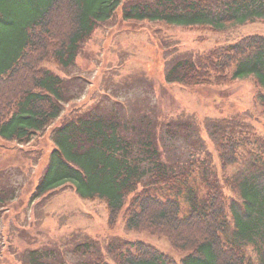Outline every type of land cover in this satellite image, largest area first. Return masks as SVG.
Here are the masks:
<instances>
[{"label": "trees", "instance_id": "obj_1", "mask_svg": "<svg viewBox=\"0 0 264 264\" xmlns=\"http://www.w3.org/2000/svg\"><path fill=\"white\" fill-rule=\"evenodd\" d=\"M118 8L125 22L197 30L264 21V0H0L2 140L28 143L61 115L62 104L72 95L50 65H73L82 44ZM246 76L260 89L255 101L264 117V35H247L196 58L174 60L164 81L195 88ZM236 134H223L215 144L222 172L237 162L239 147L250 141L264 144L250 131ZM52 141L36 197L69 184L80 198L104 202L109 229L121 219L129 230L163 237L173 250L186 254L182 263L255 264L245 251L251 242L258 264H264V186L222 180L238 191L246 214L234 212L231 236L226 237L230 204L219 178L208 172L196 185L191 163L169 169L161 161L150 123L137 125L120 112H83L64 119L53 130ZM10 199L0 189V211ZM123 245L108 248L115 264H177L141 241ZM72 251L83 258L67 264H110L89 240ZM26 255L27 264H66L39 250Z\"/></svg>", "mask_w": 264, "mask_h": 264}, {"label": "rangeland", "instance_id": "obj_2", "mask_svg": "<svg viewBox=\"0 0 264 264\" xmlns=\"http://www.w3.org/2000/svg\"><path fill=\"white\" fill-rule=\"evenodd\" d=\"M253 34L264 35V21L229 25L221 31L197 30L125 22L118 8L82 44L73 65L65 69L48 66L64 79L72 97L62 104L61 115L28 143L0 138V189L11 197L0 211V264H27L29 250L74 263L83 257L72 248L84 240L93 242L110 264L115 263L108 248L123 247L127 241L151 245L177 264H194L188 259L182 263L186 254L173 250L165 238L129 230L121 219L109 229L104 202L80 198L69 184L35 196L54 148L53 130L67 117L83 112H120L137 125L150 123L161 161L174 170L191 163L196 185L201 175L216 174L230 204L225 233L230 237L234 212L246 217L245 203L238 191L222 180H248L263 187L264 144L250 141L239 147L237 162L225 172L220 169L215 144L231 131L234 135L250 131L264 141V117L255 101L260 89L251 76L226 85L185 88L166 83L164 73L174 60L196 58ZM168 122L172 123L169 127ZM245 251L259 263L251 242Z\"/></svg>", "mask_w": 264, "mask_h": 264}]
</instances>
